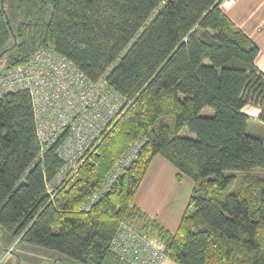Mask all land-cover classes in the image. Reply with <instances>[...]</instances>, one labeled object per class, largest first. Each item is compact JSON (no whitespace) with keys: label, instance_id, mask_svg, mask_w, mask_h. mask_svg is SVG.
<instances>
[{"label":"trees","instance_id":"1","mask_svg":"<svg viewBox=\"0 0 264 264\" xmlns=\"http://www.w3.org/2000/svg\"><path fill=\"white\" fill-rule=\"evenodd\" d=\"M0 0V72L51 47L123 101L98 146L64 184L54 147L40 155L27 92L0 98V230L74 264H126L110 243L121 224L164 245L175 264H264V76L257 46L219 0ZM261 110L256 117L246 105ZM208 108L211 115H202ZM260 129V128H259ZM187 132V133H185ZM123 174L92 193L132 147ZM193 182L175 233L135 195L155 157ZM237 173V174H236ZM47 186L52 189L48 193Z\"/></svg>","mask_w":264,"mask_h":264},{"label":"built area","instance_id":"2","mask_svg":"<svg viewBox=\"0 0 264 264\" xmlns=\"http://www.w3.org/2000/svg\"><path fill=\"white\" fill-rule=\"evenodd\" d=\"M20 91L30 97L40 155L54 147L63 162L55 177L59 184L77 172L111 122L120 116L123 106V101L103 80L90 82L71 61L51 47L35 52L28 63L0 72V98ZM137 151L138 146H132L117 161L85 207L112 186ZM47 189L51 194L52 189L49 186ZM110 250L126 264H161L165 259L162 242L125 223L112 239Z\"/></svg>","mask_w":264,"mask_h":264},{"label":"crops","instance_id":"3","mask_svg":"<svg viewBox=\"0 0 264 264\" xmlns=\"http://www.w3.org/2000/svg\"><path fill=\"white\" fill-rule=\"evenodd\" d=\"M220 8L257 46L254 64L264 76V0H223ZM248 115L256 118L259 114ZM177 174L171 164L161 157H155L133 201L142 212L171 233L176 232L193 190V182L186 177L177 180ZM161 264L175 263L164 259Z\"/></svg>","mask_w":264,"mask_h":264},{"label":"rangeland","instance_id":"4","mask_svg":"<svg viewBox=\"0 0 264 264\" xmlns=\"http://www.w3.org/2000/svg\"><path fill=\"white\" fill-rule=\"evenodd\" d=\"M14 2L15 0H6L5 7L8 11L11 22L13 24H17L18 18L13 11ZM5 65L6 59L2 58L0 60V71L4 69ZM244 112L247 114H253L254 116L260 114L261 110L256 109L253 105H250L244 109ZM201 114L211 115L212 111L205 108ZM249 126L250 134L258 135L261 133L264 136V129L260 127L258 123H250ZM17 242L18 239H15L10 234H4L0 230V264H74L73 261L57 252L42 249L25 242ZM104 264L114 263L107 261Z\"/></svg>","mask_w":264,"mask_h":264},{"label":"water","instance_id":"5","mask_svg":"<svg viewBox=\"0 0 264 264\" xmlns=\"http://www.w3.org/2000/svg\"><path fill=\"white\" fill-rule=\"evenodd\" d=\"M2 56V53L0 54V57Z\"/></svg>","mask_w":264,"mask_h":264}]
</instances>
